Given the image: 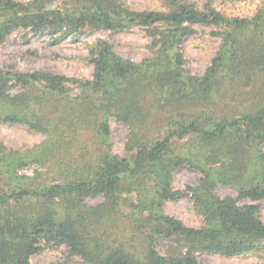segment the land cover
Instances as JSON below:
<instances>
[{
    "label": "trees",
    "instance_id": "16d2710c",
    "mask_svg": "<svg viewBox=\"0 0 264 264\" xmlns=\"http://www.w3.org/2000/svg\"><path fill=\"white\" fill-rule=\"evenodd\" d=\"M158 1L163 10L135 11L128 0H0V47L16 31L60 43L143 29L153 52L136 63L98 39L91 80L0 70V125L46 136L24 150L0 141V264H33L62 244L90 264H200V253L263 249L260 206L239 200L264 201V0L252 16L220 8L251 0ZM195 26L221 39L203 76L185 67ZM111 118L129 128L122 157L109 141ZM34 165L33 176L21 174ZM183 166L203 175L187 188L200 228L164 210L184 194L173 187ZM219 184L238 198L220 197ZM95 197L103 201L89 205Z\"/></svg>",
    "mask_w": 264,
    "mask_h": 264
},
{
    "label": "rangeland",
    "instance_id": "374dc122",
    "mask_svg": "<svg viewBox=\"0 0 264 264\" xmlns=\"http://www.w3.org/2000/svg\"><path fill=\"white\" fill-rule=\"evenodd\" d=\"M28 3L32 0H14ZM129 6L135 11L163 10L158 0H128ZM262 0H251L239 7L226 4L220 7L230 16H252L261 5ZM61 1L52 5L60 6ZM196 33L186 39L183 45L185 67L195 76H203L211 66L220 46L221 39L214 36L212 29L203 26H195ZM24 31L14 32L7 42L0 47V70L20 71L32 73L38 70H46L73 79L91 80L93 65L90 58V45L98 39L111 43L116 54L124 59L140 63L152 57V39L143 29L131 32L114 33L111 31H99L83 34L80 37H70L60 43H55L52 35H25ZM72 95L76 96L79 90L71 86ZM111 135L109 138L112 151L118 156L125 154L129 128L126 124L110 119ZM46 136L30 130L23 125H0V141L13 150H24L42 144ZM264 151V142L262 144ZM38 165L26 168L21 174L33 176ZM203 175L200 171L183 166L174 174L173 187L183 191L184 194L175 203H167L164 207L166 214L183 221L188 227L200 228L203 219L196 213L188 187L199 185ZM216 193L220 197L232 196L238 198V192L233 186L219 184ZM103 201L102 197L90 198L89 205H98ZM257 204L260 206V214L264 222V201L252 202L239 200V205ZM167 245L160 246L161 254H166ZM200 264H264L263 249L256 253L242 254L234 257H223L216 254H198ZM33 264H90L81 258L71 257L66 244L55 247H46L39 254L31 258Z\"/></svg>",
    "mask_w": 264,
    "mask_h": 264
}]
</instances>
